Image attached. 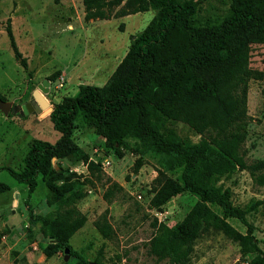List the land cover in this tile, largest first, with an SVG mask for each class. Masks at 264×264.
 <instances>
[{
	"label": "trees",
	"instance_id": "1",
	"mask_svg": "<svg viewBox=\"0 0 264 264\" xmlns=\"http://www.w3.org/2000/svg\"><path fill=\"white\" fill-rule=\"evenodd\" d=\"M154 5L163 7L159 18L135 38L108 83L104 87L79 85L74 97L54 107L49 120L60 134L57 143L33 140L23 159V169L6 168L17 183L27 187L29 230L37 229L49 239L43 249L46 258L67 249L70 260L63 264H87L68 242L86 222V216L76 207L82 198V184L60 170L52 171L51 159L88 160L70 140L79 119L104 133L107 146L121 156L119 132L124 115L132 111L131 134L139 156L134 171L146 157L156 161L157 176L148 208L159 210L183 193L197 199L174 227L154 220L155 231L147 245L149 254L167 264H191L197 240L214 232L237 244L242 257L250 256L246 264H264V252L248 221L260 202L236 206L231 191L221 183L236 171L246 170L254 181L264 185V161L248 163L245 147L248 84L258 78L250 67L249 50L253 44L264 46V0H231L230 14L213 26L191 23L194 5L190 2L82 0L85 22L119 19L146 12ZM175 34L184 38L188 54H161ZM8 35L11 37L10 30ZM57 76L53 74L48 80L55 81ZM0 100L4 101L1 96ZM174 122L189 126L200 140H182L169 128ZM88 171L97 182L102 180L95 174L100 172L99 163L89 162ZM49 175L56 183L38 205L43 206V212L37 213L30 197L37 179ZM107 182L103 198L111 202L122 188L110 179ZM7 189L0 183V190ZM229 218L241 222L246 233L230 225ZM96 226L109 237L108 226L99 222Z\"/></svg>",
	"mask_w": 264,
	"mask_h": 264
},
{
	"label": "rangeland",
	"instance_id": "2",
	"mask_svg": "<svg viewBox=\"0 0 264 264\" xmlns=\"http://www.w3.org/2000/svg\"><path fill=\"white\" fill-rule=\"evenodd\" d=\"M178 1L194 5L190 20L195 26L219 24L231 11V0ZM162 11L161 5H154L146 12L119 19L85 22L82 0H0V96L4 102H13V106L29 103L33 99V91L43 80L56 73L57 78L64 77L63 87L56 84L57 78L50 81L49 92L45 95L52 104L48 111L20 115L12 108L11 116L5 117L0 112V183L8 185L7 190H0V246L5 250L0 255V264H63L70 260L69 251L65 250L51 258L44 256L43 249L49 239L42 237L37 229L29 230L24 204L27 187L17 189L16 193L13 188L24 185L17 183L2 167L22 170L23 157L33 140L52 145L57 143L60 135L49 120L50 110L63 99L74 97L78 86L90 84L89 80L96 87H104L135 38L159 18ZM188 51L184 38L175 34L161 54H188ZM249 54L250 67L258 77L249 82L247 91L249 123L245 147L246 160L252 163L264 161V46L251 45ZM105 64H112L114 70L110 74L94 70V65ZM62 68L67 75L62 73ZM78 74L81 77L74 80ZM132 118V111L123 117L119 132L122 135L119 145L121 156L107 146L104 133L79 119L74 123L70 140L88 160L76 162L73 157L51 159L52 171L60 170L64 176L82 184L79 187L82 198L76 202V207L86 216V222L68 242L87 264H167L157 261L148 252L147 245L155 231L154 220L174 227L197 201L193 195L183 193L173 197L159 210L148 208L153 180L157 176L156 161L146 157L134 171L139 156L131 134ZM169 128L182 140L191 143L200 140V136L184 123L174 122L169 124ZM9 148L12 155H4ZM104 158L110 162L105 168L101 164ZM89 162L99 163L100 172L95 174L102 176L100 182L89 174ZM107 179L122 188L111 202L103 198L109 184ZM55 183L50 175L38 178L30 197L37 213L43 212V206L38 208V205ZM221 183L231 191L236 206L260 202L258 208L248 215V221L253 224V234L264 252V185L254 181L246 170L236 171ZM11 210H17L19 217L11 219L7 225ZM98 222L108 226L109 237L98 230ZM228 222L240 233H246V228L237 219L229 218ZM249 259L250 256H241L237 244L220 233L210 232L203 234L195 243L191 264H246Z\"/></svg>",
	"mask_w": 264,
	"mask_h": 264
},
{
	"label": "water",
	"instance_id": "3",
	"mask_svg": "<svg viewBox=\"0 0 264 264\" xmlns=\"http://www.w3.org/2000/svg\"><path fill=\"white\" fill-rule=\"evenodd\" d=\"M50 89V82L48 80H43L41 84L38 86V89L33 91L32 97L33 99L23 105L17 106V112L20 114H28V112H35L37 114H41L44 109L49 107L48 101L45 99V95L48 94ZM12 109V104L4 102L0 100V112L5 115H8ZM68 250L65 249V252Z\"/></svg>",
	"mask_w": 264,
	"mask_h": 264
},
{
	"label": "crops",
	"instance_id": "4",
	"mask_svg": "<svg viewBox=\"0 0 264 264\" xmlns=\"http://www.w3.org/2000/svg\"><path fill=\"white\" fill-rule=\"evenodd\" d=\"M69 19V18H68ZM69 21V20H68ZM94 70H96L97 72H99V70L101 71V72H103V73H111L114 69H113V66H112V64L111 65H109V64H105V65H103V66H101V65H94ZM62 73L64 74V75H67V73L65 72V70H64V68H62ZM78 76H80L79 74L78 75H76V77H75V79L74 80H76L77 79V77ZM81 77V76H80ZM50 82V81H49ZM85 82V81H84ZM89 82H90V84H88V83H86L87 85H92V86H94V84H92V80H89ZM77 84H80V82L79 83H77ZM33 94V93H32ZM45 99L48 101V103H49V107L47 108V109H44L42 112L44 113V112H46V111H48L49 110V108H50V106H52V104H51V101H49L47 98H46V96H45ZM7 103H10V102H7ZM28 102H26L25 104H27ZM12 104V107H13V102L11 103ZM17 106H19V105H17ZM17 112V111H16ZM52 112V109L50 110V112L48 113V116L50 115V113ZM2 113V112H1ZM3 114V113H2ZM1 114V115H2ZM37 113H35V115H36ZM9 115V114H8ZM8 115H5V114H3L2 116L3 117H5V116H8ZM20 115H22V114H20ZM9 116H11V115H9ZM60 135V134H59ZM11 151V148H9V150H8V152L6 151V153H4V155L6 154V155H12V153L10 152ZM28 152V151H27ZM27 152L25 153V155L27 154ZM25 155H24V157H25ZM24 157H23V159H24ZM6 166H8V165H6ZM3 168H10V166L9 167H2V169ZM10 169H12V168H10ZM13 170H15V171H20V169H13ZM38 180V179H37ZM8 186V185H7ZM23 187H26L25 185L24 186H20V185H17V186H15L14 188H13V190L14 191H16V193H17V189H19V188H22V190L24 189ZM19 199H20V194L18 193V196H17V200H16V203H17V205H18V201H19ZM27 200V198L25 199V201ZM44 200V199H43ZM42 200V201H43ZM25 201H24V204H25ZM41 201V202H42ZM26 206V205H25ZM26 209H27V207H26ZM27 212H28V210H27ZM17 217H19V215H18V213H17V210H11V218L10 219H7V221H6V224L7 225H9V222L11 221V219H13V218H17ZM24 217V215H22V218ZM21 218V217H20ZM4 225H5V223H4ZM5 252V250H1V246H0V255H2L3 253ZM2 253V254H1Z\"/></svg>",
	"mask_w": 264,
	"mask_h": 264
},
{
	"label": "built area",
	"instance_id": "5",
	"mask_svg": "<svg viewBox=\"0 0 264 264\" xmlns=\"http://www.w3.org/2000/svg\"><path fill=\"white\" fill-rule=\"evenodd\" d=\"M56 84L59 86V87H63V84H64V77L63 76H60L59 78H57L56 80ZM102 166L103 168L107 167L110 165V162L108 159L104 158L103 161H102ZM140 198V196H139Z\"/></svg>",
	"mask_w": 264,
	"mask_h": 264
},
{
	"label": "flooded vegetation",
	"instance_id": "6",
	"mask_svg": "<svg viewBox=\"0 0 264 264\" xmlns=\"http://www.w3.org/2000/svg\"><path fill=\"white\" fill-rule=\"evenodd\" d=\"M12 108H15L17 110V105L16 106H13Z\"/></svg>",
	"mask_w": 264,
	"mask_h": 264
}]
</instances>
